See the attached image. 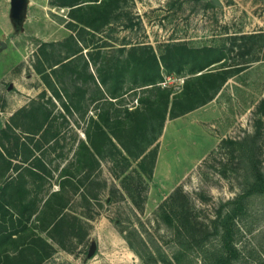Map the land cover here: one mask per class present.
Here are the masks:
<instances>
[{
  "label": "rangeland",
  "instance_id": "1",
  "mask_svg": "<svg viewBox=\"0 0 264 264\" xmlns=\"http://www.w3.org/2000/svg\"><path fill=\"white\" fill-rule=\"evenodd\" d=\"M10 10L11 0H0L2 125L12 123L15 113L36 99L51 110L56 136L41 154L52 160L50 166L57 168L58 176L43 181L41 187L36 185L28 195L37 198L40 211L45 191H49L48 182L56 187L61 168L73 160L79 140L86 137L89 116L102 108L114 112L121 103L138 104L148 88L130 91L112 106L104 99L91 101L90 91L85 101L87 113L71 114L46 84L50 69L42 70L38 58L43 53V42L62 41L72 33L67 26L68 8L54 6L50 0H31L21 28L15 25ZM118 13L120 18L104 31L87 34L91 43L84 51L94 55L92 69L95 61L99 62V45L103 50H113L146 43L161 52L169 43L222 46L229 43L232 34L264 31V0H123ZM258 55L256 49L246 57ZM233 57L241 58L237 49L231 52ZM186 78L184 72L165 73L161 86L179 92ZM258 126L262 132L258 157L264 168V58L252 61L230 77L207 103L180 115H168L157 139L142 157L128 162L121 157H106L91 176L85 170L79 172V189L69 186L64 198H54L71 215L83 216L76 227L78 235L68 232L75 220L72 218L64 223V235L57 228L47 233L56 236V252L44 237L37 236L36 231L43 229L36 228L34 220H19L12 229L25 231L22 245L13 249L11 243L3 244V250L12 248L4 253L10 255L8 264H177L172 258L180 248L176 225L167 221L161 206L165 203L167 210L179 207L184 215L190 212L198 221L212 223L223 206L243 191L245 163L239 156L240 145L234 141L252 135ZM0 138L15 154L14 142L2 132ZM178 188L183 192L171 199ZM242 224L243 234L238 240L245 257L242 263L256 264L264 252V194L248 199ZM133 228L137 230L132 239L138 251L124 236ZM92 241L97 242V249L89 256ZM14 257H20L18 262L14 263ZM190 258V264H202L199 255Z\"/></svg>",
  "mask_w": 264,
  "mask_h": 264
},
{
  "label": "trees",
  "instance_id": "2",
  "mask_svg": "<svg viewBox=\"0 0 264 264\" xmlns=\"http://www.w3.org/2000/svg\"><path fill=\"white\" fill-rule=\"evenodd\" d=\"M122 1L50 0L54 6L68 8L67 26L72 33L62 41L43 42L42 47L40 45L43 53L38 54V58L43 63L42 70L50 69V72H46V84L67 111L85 115V101L90 91L91 101L104 99L112 106L126 93L136 91L139 87L148 88L147 94L138 98V104L121 103L114 112L102 108L89 116L86 137L79 140L73 160L61 168L59 188L52 193V199L55 196L57 200L64 198L69 186L79 189L78 173L85 170L91 176L100 167L103 158L121 157L128 162L131 158L142 157L145 149L157 139L168 115H180L207 103L230 77L252 61L264 58V31H260L232 34L229 43L222 46L169 43L161 52L152 44L146 43L113 47V50H103V46L99 45V62L95 61L92 69L91 57L94 58V55L84 51L91 43L87 40V34L94 36L117 21ZM235 49L238 50L240 59H231V52ZM256 49L259 51L258 56L246 57ZM182 72L187 78L181 91L175 92L169 86H161L165 73L172 75ZM21 115L25 120L20 118ZM16 117L21 122H16ZM157 125H160L158 130L151 136ZM0 132L15 144L13 154L0 138V145L3 147V150L0 147V157L20 155L27 156L28 159V156H34V166L38 170L49 171L41 152L56 136L53 133L52 112L46 103L33 100L30 105L20 108L13 116V122L6 127L0 119ZM149 136L148 142L145 141ZM261 137V127L258 126L252 135L248 134L241 141H234L240 145L239 156L245 163L243 191L223 206L212 223L200 222L190 212L184 215L179 207L167 210L165 203L161 206L167 221L176 225L180 248L173 253L172 258L177 264H190V257L196 255L201 257L202 264H243L245 257L238 240L243 234L242 221L247 214L248 199L255 194H264V168L258 157ZM1 165L4 166L5 163ZM38 170H34L37 176ZM8 184L2 188L6 189ZM182 192L181 188L176 189L171 199ZM83 198L89 202L86 193H83ZM10 204V198L7 202L0 200V209ZM65 207L58 202L53 228L64 235V223L70 222L72 218L75 220L71 228L68 227V232L77 234L76 227L83 216L71 215L63 210ZM1 217L0 264H8L10 255L3 257V244L9 236L4 233ZM133 232L136 233L137 230L130 229L124 236L129 245L135 248ZM19 259L20 257H14V263ZM256 264H264V252L258 256Z\"/></svg>",
  "mask_w": 264,
  "mask_h": 264
},
{
  "label": "crops",
  "instance_id": "3",
  "mask_svg": "<svg viewBox=\"0 0 264 264\" xmlns=\"http://www.w3.org/2000/svg\"><path fill=\"white\" fill-rule=\"evenodd\" d=\"M30 3L31 0H29V3L27 5V10L29 9ZM10 15H11V10H10ZM26 15H27V11H26ZM4 143L6 147H8L7 142ZM1 149L3 150V147H1ZM5 157L7 158L6 160ZM44 158L45 161L47 162L49 171L38 170L33 163L34 156H30V157L28 156V159L27 156H20V155L0 157V200H5V202H7L8 198H10L11 200L10 206L7 205L4 208L0 209L3 212L1 221L3 224V228L5 229L4 233L9 236L6 239V241H4V244L11 243L13 249L15 248V245L16 247L18 246L20 247L22 245L21 238L23 232L25 231L13 230L12 228L14 227L15 229L16 223L17 222L19 223V220H24L25 222L34 220L36 222L35 225H37L36 228L41 227L43 229L36 231L38 232L37 236L44 237V239H46V242H48L49 246L51 248L53 247L56 252V248H57L56 236L51 234L48 235L47 233L51 232L53 225L55 224L56 221L58 202L54 201V198L57 199V196H55L52 199V193L58 190L59 182L56 185V187L55 186L53 187V185H51V181L48 182L49 191H45L43 197V206L40 211L39 208L37 207L39 204L37 198L34 197L30 198L28 196L31 193L32 189L36 187V185L41 187L43 181L45 182L48 181L49 178L54 179L55 177L58 176L57 168L54 167V169H52L50 166L52 160L50 158L47 159L46 156ZM2 163H5V165L2 166L1 165ZM34 170H38L39 172L38 176L34 174ZM2 174H4L3 177L1 176ZM39 181H41L40 184H38ZM6 182L9 184L6 189H3L2 187L7 184ZM27 228L28 226H26L24 229ZM12 248L9 247L8 251L5 249L4 253H10V250Z\"/></svg>",
  "mask_w": 264,
  "mask_h": 264
},
{
  "label": "water",
  "instance_id": "4",
  "mask_svg": "<svg viewBox=\"0 0 264 264\" xmlns=\"http://www.w3.org/2000/svg\"><path fill=\"white\" fill-rule=\"evenodd\" d=\"M29 0H11V17L19 28L24 26V21L26 17L27 5ZM6 43L3 41L2 46H5ZM12 87V84H10ZM97 249V242L92 241L91 246L89 248L88 254L89 256H93Z\"/></svg>",
  "mask_w": 264,
  "mask_h": 264
}]
</instances>
